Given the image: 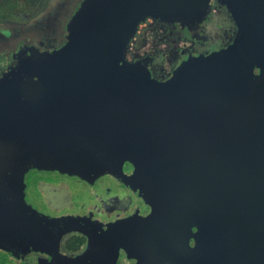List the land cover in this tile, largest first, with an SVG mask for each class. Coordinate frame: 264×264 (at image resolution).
Masks as SVG:
<instances>
[{"label":"flooded vegetation","instance_id":"obj_1","mask_svg":"<svg viewBox=\"0 0 264 264\" xmlns=\"http://www.w3.org/2000/svg\"><path fill=\"white\" fill-rule=\"evenodd\" d=\"M102 1L55 0L61 27L5 32L0 262L65 264L88 233L77 264H104L121 245L130 260L117 264H264V128L240 123L264 111L253 29L239 34L231 0L192 16L141 12L127 63L124 27L100 64L106 30L88 22ZM53 142L80 165H59Z\"/></svg>","mask_w":264,"mask_h":264},{"label":"water","instance_id":"obj_2","mask_svg":"<svg viewBox=\"0 0 264 264\" xmlns=\"http://www.w3.org/2000/svg\"><path fill=\"white\" fill-rule=\"evenodd\" d=\"M235 9L234 19L239 28V34L250 32L249 38L252 39L255 35V39L258 44V53L260 57L264 60V0H231ZM95 16L93 21L88 22L89 27H97L104 29L108 32H103L99 36L98 44V53L92 52L93 60L103 64L110 57V50L113 44H116V38L118 29L126 27L128 33L125 40L123 41V46L121 49L120 58L123 62L127 63L124 58V52L130 44V40L134 37L135 31L139 23L145 18L144 15L140 16L141 12H151L157 15H197L209 12V0H103L97 5L95 9ZM249 47L252 49V43L250 42ZM91 59V55L89 56ZM263 73L264 74V67ZM262 77V76H261ZM264 95V93H263ZM263 108V107H262ZM240 122L244 130L243 132L252 133L256 131V125H262L264 128V111L259 112L254 116L247 118H242ZM116 138V155H119V149L121 145L124 144L126 140V132L122 130H115ZM247 139L253 140L254 137L250 135ZM123 141V142H122ZM61 150L62 153H56L55 150ZM51 152L56 157V161L61 166H70V165H80L76 162L78 154L75 151H70L65 147L61 148L57 145L56 142H53L51 146ZM105 150V148H104ZM90 164V163H87ZM82 165H86L83 163ZM96 163L94 164V166ZM98 165H102L101 162H98ZM106 165V164H105ZM87 238V245L85 247L84 253L64 259L65 264H77L80 259L84 258V255L87 253L90 242L93 241V236L91 234H84ZM114 256L111 255L112 252L108 253L107 256L103 258L104 264H117L118 261L124 263V260H130L128 256V251L124 246L115 247ZM123 253L126 255L123 258ZM122 255V256H121ZM133 258L137 263L135 257ZM38 264H41L38 262Z\"/></svg>","mask_w":264,"mask_h":264},{"label":"rangeland","instance_id":"obj_3","mask_svg":"<svg viewBox=\"0 0 264 264\" xmlns=\"http://www.w3.org/2000/svg\"><path fill=\"white\" fill-rule=\"evenodd\" d=\"M55 0H0V45L9 43L5 38V32L18 31L22 28L42 29L43 32L49 33L54 28L61 27L60 15L56 14V4L52 5ZM50 9V10H49ZM49 10L48 12L45 11ZM60 18V19H59ZM145 27L144 24L139 26ZM49 29V30H48ZM51 29V30H50ZM1 49V47H0ZM131 53L128 54V57ZM74 189L83 192V186L76 184L72 179L67 178ZM53 192V189H51ZM59 194V193H58ZM0 264H15L13 261H4Z\"/></svg>","mask_w":264,"mask_h":264}]
</instances>
